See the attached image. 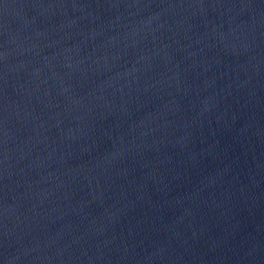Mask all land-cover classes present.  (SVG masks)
<instances>
[{
	"label": "water",
	"instance_id": "95a60500",
	"mask_svg": "<svg viewBox=\"0 0 264 264\" xmlns=\"http://www.w3.org/2000/svg\"><path fill=\"white\" fill-rule=\"evenodd\" d=\"M0 264H264V0H0Z\"/></svg>",
	"mask_w": 264,
	"mask_h": 264
}]
</instances>
